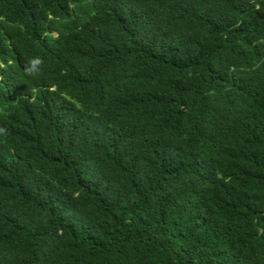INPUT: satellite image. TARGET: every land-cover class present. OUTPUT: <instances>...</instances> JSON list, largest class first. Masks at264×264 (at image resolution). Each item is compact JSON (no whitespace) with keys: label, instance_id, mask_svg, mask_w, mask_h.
<instances>
[{"label":"trees","instance_id":"16d2710c","mask_svg":"<svg viewBox=\"0 0 264 264\" xmlns=\"http://www.w3.org/2000/svg\"><path fill=\"white\" fill-rule=\"evenodd\" d=\"M0 129V264H264V0H0Z\"/></svg>","mask_w":264,"mask_h":264},{"label":"clouds","instance_id":"9594fccd","mask_svg":"<svg viewBox=\"0 0 264 264\" xmlns=\"http://www.w3.org/2000/svg\"><path fill=\"white\" fill-rule=\"evenodd\" d=\"M40 63H42V61L39 60L38 58L30 61V64H31L32 67L27 69V71H29L30 73L33 72L32 68H34L36 65H39ZM2 131H4V130L0 129V132H2Z\"/></svg>","mask_w":264,"mask_h":264}]
</instances>
